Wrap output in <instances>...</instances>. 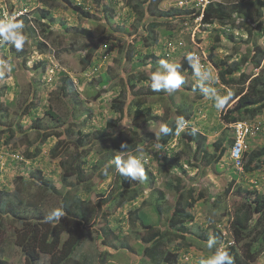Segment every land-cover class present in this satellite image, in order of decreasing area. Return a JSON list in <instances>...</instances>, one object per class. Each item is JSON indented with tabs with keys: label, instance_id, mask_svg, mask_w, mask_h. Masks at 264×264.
I'll use <instances>...</instances> for the list:
<instances>
[{
	"label": "rangeland",
	"instance_id": "1",
	"mask_svg": "<svg viewBox=\"0 0 264 264\" xmlns=\"http://www.w3.org/2000/svg\"><path fill=\"white\" fill-rule=\"evenodd\" d=\"M42 1L0 0V22L7 21L12 17L18 19L20 16H27L28 21H30L29 25L34 30L32 34H29L25 28L23 29V33L28 37L29 42L20 50L7 43L5 44L4 50H7V52L5 51L7 55L5 57L0 56V58L11 65V70L0 69V72H2V75H0V87L4 83H7L10 85V89L2 93L0 100L3 103L8 100L10 102L9 110L12 111L23 101L26 102L25 98L29 96V91H34L33 94L37 95L38 93L40 99L43 98L42 103L39 100L37 114H41L44 108L51 107L56 114L54 124L56 127L64 125L63 121L65 119L69 122L68 113L71 114L73 109L69 106L67 107L65 104L68 101L72 103L73 101H77L83 109L89 108L91 110L84 129L93 130L95 133V128L100 129L104 127L106 119L112 116L113 112L110 103L113 97H117V99L125 102L124 113L126 118L123 122H120L119 127L114 125L108 129L109 135L105 134L101 141L96 144V150L92 151L90 158L95 159L97 155L94 153L100 148L115 146L114 140L117 136H120L123 141L131 139L135 143V146L130 155L138 156L142 159L147 177L143 182L136 181L137 184L133 185L135 188H132L131 193H133V197L135 198L130 205L125 203L123 207H119L115 213H112V217H109L108 225L111 230L116 231L117 237L114 234H109L104 239L99 233L98 227L92 224L89 225L85 232L84 243L77 251L76 261L78 262L80 254L83 253L84 259L87 262L100 264L98 255L104 249H107L110 254L105 257V264H152L149 261L141 260L143 257L142 244L136 236L141 232V229L135 226V223L137 224L138 221L134 220V214L131 215L129 207L139 206L140 209L142 208L139 210V216L149 213L148 215L155 219L152 213L153 207L151 206H154L155 203L160 205L163 209L160 210L159 227L163 228L166 226L168 220L164 209L171 207L177 198V190L168 187L167 184L170 181L175 183L174 180L176 179L174 177L181 175V182L192 188V195L195 196L197 193L201 195L191 208L195 217L194 220L185 223V228L192 233L191 235L185 234L186 238H183L177 234H173V231L172 233L170 231L163 232L164 236H171V239L163 241L164 245L160 246L161 252H169L170 247H173L175 250L178 248L177 251L183 256L179 263L199 264L202 258H208L218 247H223L221 246L220 238H216L217 244L212 249H209L206 244L210 236H215L213 230L219 229L225 240L234 241L232 245L234 247L232 251L234 264H264V232L260 233L256 231L251 236H242L240 241L236 242L232 231L233 205H238L244 201L246 203L245 206L251 208V205L254 203L251 204L250 201L254 197L264 194V175L260 177L256 176L257 178H253L250 172H246L247 175L245 176L239 175L232 167L228 158L229 146L224 152L222 160L216 164L215 168L206 167L200 155H197L195 157L196 160H193L192 154L193 150H195V145H192V147L186 146L181 142L179 143L178 140L181 132L186 127V121H184L183 129L177 131L172 136L168 145L160 147L158 150L156 149L159 127L163 124L159 117L168 112L171 118L178 121L181 117L175 114L173 108L170 109V105L172 101H174V105H179L186 101L185 105L191 104L197 115L192 126L196 131L205 136L206 148L213 153V143L217 139L220 137L223 139L225 135L231 139V133L227 124L223 123L222 125L220 113L228 106H231L235 99L230 96L227 102L218 108L215 101L211 99L212 95L210 92L213 90V93L217 92L220 97H227L229 93L233 94L234 91H237L240 86L233 84L228 88L220 84L217 77V69L211 65L212 62L207 57L208 64L205 69L209 72L212 79L205 81L214 85L210 87L209 93H206L207 97L202 100H192L194 97L193 92L183 91L181 88L171 94L164 91L154 92L149 86L150 82L148 78L143 80L141 84L142 86L144 85L142 95H136L137 98H135L134 104L130 102V95L125 99L126 96L124 95L126 93L119 92L122 90V85L125 83L127 76L133 75L134 77H139L144 75L147 77L153 69L155 71L158 68L159 60L161 59L181 64L182 53H187V48L192 47L193 42L198 43L200 51H203L204 55H208L210 47L215 46L217 47V57H223L224 53L221 43H226L228 41L226 35L232 32L236 36L235 51L238 57L243 54L248 55L253 45H259L264 48V25L262 29L259 28L257 30L254 26L245 24L246 31L238 27L237 22L232 23V28L225 25L220 28H223L225 35L221 37V40H216L217 35L213 31V27L209 26V29L208 27L202 28L200 25L195 26L194 23L186 30L175 28L176 26L172 27L171 22H169V25H162L156 29H151L148 23L149 21L159 20L152 17L153 15L158 17L159 13L152 11L149 14L151 17H146L144 20L142 16H139L144 12L137 10L133 12V5L126 3V0H102L99 4L96 3V0H71L73 1L72 6L76 5L79 9L67 4L64 0ZM173 3L174 0H161V4H164L166 7L172 5V8L175 9ZM244 3L250 4L252 11H257L256 0H247ZM103 5L106 7L105 11L101 10ZM15 8H18V11L13 13V9L15 10ZM41 8L47 9L48 14L52 15V19L46 21L50 26L46 30H43V25L41 23L37 24L35 20ZM180 10L181 13L184 12V10ZM79 11L83 13H79ZM103 14H105V17H102ZM122 15H125V17ZM106 26L108 27L107 29H105ZM249 28H251V32L254 29L253 34H248ZM83 29H87L88 32L82 31ZM153 40H156V42ZM178 40L183 42L184 48L174 46V42ZM37 43L44 47L42 52L35 46ZM90 47L93 48L91 61L92 63L96 62V67L93 69H90L91 67L78 69L84 65V62L80 61V58ZM9 48L15 50V52L20 51V57L9 53ZM183 49L186 50L182 52ZM129 51L132 54L131 59L133 60L127 56ZM40 59L43 61L47 60L43 63L45 69L41 73H39V70L34 72L33 69L31 71L33 63H37ZM22 60L24 61V69H21L20 66ZM137 61L139 64H137ZM62 69L67 72L62 71ZM184 70V66L182 65L180 71L183 73L186 81L182 87L188 86L191 82L197 85L203 84L202 82H198L195 76L190 75ZM63 72L72 79L75 87V94L72 95V92L69 91L68 96H71V98H68L69 100L67 99L65 103L59 97L54 98L56 94H59L56 87L59 85L60 73ZM248 72L252 73L250 78L263 75L264 58L258 68L250 66ZM124 74L127 76L123 78ZM109 85L112 87L110 91L103 92V95L101 94L96 99L93 98L97 87L103 90ZM145 92L146 94H144ZM262 99L264 100V95ZM114 101L116 100L114 99ZM44 102L46 107L43 108ZM139 102L151 109L152 116L144 113L142 116L141 114H137L140 109L137 106ZM12 114L2 120L4 125H6L5 121H13ZM85 115V113L81 116L79 115V119H82ZM253 118L261 123L262 130L256 137L257 140L250 142L247 153L252 149H256L260 142H264V110L256 113ZM144 119L152 120L153 122L146 127H139ZM129 122L131 123L130 125ZM20 123L23 124V128L21 130L18 128L17 130L20 135L21 133L25 135L27 142L21 143L17 146V151H13L12 153H3L8 144H2V149L0 150V160L2 161L0 166V191H4L0 192V197L6 203H9V201L14 203L16 200L15 195L12 194L16 187L15 181L17 176L15 167L11 165L15 163L12 162L13 157L18 154V151L22 152L26 148L31 150L35 146L36 131L30 126L29 118L20 120ZM74 123L72 121L68 125L74 127ZM187 123L189 122L187 121ZM51 128L53 129L54 127L52 126ZM144 134L151 135V137L144 140ZM98 138L100 137L95 138L96 141ZM54 141L55 138H50L45 143H42V150L38 156L27 160V165L29 166L28 173L37 168L41 169L51 181L52 186L63 194L66 183L62 184L59 176L61 174L58 164L59 158L51 160L47 157L48 150L53 146ZM177 149H182L183 153L193 160L192 164L181 160L183 167L179 169V166L176 165V158H174V161L172 160V164H164L161 163V160H158L159 156L168 150L174 152ZM124 153H120L119 157L121 158ZM74 154L75 150L69 156H73ZM130 155L126 153L125 159ZM87 173V177L94 178L95 173L93 169H89ZM249 179L258 180L257 186H252ZM74 180L75 177L72 176L70 181L74 182ZM230 182L231 185L226 193L224 191ZM21 187H26L25 192L33 196V193L37 192L39 186H35L32 182L29 185H22L19 182V188ZM117 188L116 173L111 172L97 186L93 185L89 193L80 195L84 200H87L86 202L92 203L96 207L97 213H99L96 202H100L103 198L105 199L109 191H115ZM56 194L49 192L44 196L46 198L37 203V205L31 207L30 205L25 207L20 206L17 208V211L22 215L24 213L33 216L40 213L49 214L52 210L59 207L60 199L56 197L60 196ZM40 204L42 205L39 206ZM114 218L117 220H114ZM3 225L5 228L0 229V257L4 258L7 264H20L19 250L15 244L14 235L13 233L11 234L14 227L18 224H11L9 223V219H4ZM177 226L179 227V224H172L170 228L173 229ZM254 237H257L258 240L250 246L249 243H251ZM246 255H249V257L246 258ZM40 261L42 264L44 262V264H48L43 256Z\"/></svg>",
	"mask_w": 264,
	"mask_h": 264
},
{
	"label": "trees",
	"instance_id": "2",
	"mask_svg": "<svg viewBox=\"0 0 264 264\" xmlns=\"http://www.w3.org/2000/svg\"><path fill=\"white\" fill-rule=\"evenodd\" d=\"M64 1L71 6L73 4V1L71 0ZM101 1L102 0H96V3L99 4ZM246 1L247 0H208L207 5L201 12V27H208V29L210 28L209 26L213 27V31L217 35L216 40H221V37L225 35L223 28L220 29L222 26L226 25L232 28V23L235 22H237L238 27L242 28L243 31L247 30H245V24L254 26L257 30L259 28L262 29L264 25V0H256L257 11H252L251 5L244 3ZM40 2L43 1L40 0ZM126 3H131L133 5V12L136 10L140 12L143 11L144 13L139 16H142L144 20L146 17H151L149 14L152 11H157V13H159L158 17L154 15L152 16L153 18H158L159 20L149 21L148 26L151 29H156L162 25H169V22H171L172 27L176 26L175 28L180 29L184 26V21H191L190 19L200 15L199 10L189 7L182 8L175 6L176 0H174L173 3L175 9L172 8V5L166 7L164 4H161V0H126ZM73 6L78 8L76 5ZM180 9L184 10V12L181 13ZM101 10L105 11L106 7L103 5ZM17 11L18 8H15V10L13 9V13ZM79 13L83 12L79 11ZM122 16L125 17V15ZM102 17H105V14H103ZM254 17L256 18L255 20ZM18 19L24 22L25 30L29 34H32L34 30L30 27V21H28L27 16H20ZM50 19H52V15L48 14L47 9L41 8L39 9L38 17H36L35 20L37 24L41 23V25H43V30H46L47 28H50L46 22ZM107 28L108 27L106 26L105 29ZM82 31L88 32L87 29H83ZM253 31L254 29L251 32V28H249L247 32L248 34H253ZM226 37L228 41H226V43H221V48L224 53L223 57H217V47L215 46L210 47L207 55L208 59L212 62L211 65L217 69V77L222 85L227 86L228 88L233 84H238L240 86L237 91H234L233 94H231L232 98L235 99L233 100L231 98L234 101L232 105L228 106L220 113L222 125L223 123L229 124L238 119H251L256 113L264 110V100L262 99V96L264 95V74L250 78L252 73L248 72V68L250 66L253 68H258L260 66V63L264 58V48L259 45H253L250 50L251 52L248 55L243 54L238 57L235 51L236 36L232 32H229ZM153 41L156 42V40ZM5 44L6 43H0V56L4 57L7 55L5 53L7 50H4ZM35 46L41 50V52L44 50V47L39 43ZM192 48L193 47L187 48L188 52L182 53L181 64L184 66V71H187V73L196 77L195 69L186 59V56ZM185 50L183 49L182 52ZM92 51L93 48L90 47L89 50L82 55L80 61L84 62V65L78 69H85L88 67L93 69L96 67V62L92 63L91 61ZM8 52L16 54L18 57L21 55L20 51L15 52V50H11L10 48L8 49ZM127 56H129V59L132 58L130 51ZM0 61H2L1 58ZM45 61L47 60L45 59ZM45 61L40 59L37 63H33L31 71L34 69V72L39 70V73H41L45 69L43 65ZM137 64H139L138 61ZM20 66L21 69H24L23 60L21 61ZM62 71L67 72L64 69H62ZM64 72L60 73L61 77L59 78V85L56 87L59 94H56L54 97L55 99L58 97L59 99L61 98L63 103L67 102L68 98H71V96H68L69 91L72 92V95L75 94V87L72 83V79ZM152 72H154V69ZM150 75L151 74L147 75V77L144 75L134 77L133 75L127 76L124 74L123 78L126 76L127 78L125 83L122 85V90L119 92L126 93V95H124L126 96L125 99L128 95H130V102L133 103L135 98H137L136 95H142V88L144 85L142 86L141 84L143 80H146L147 78L149 79ZM31 83H33V81H31ZM202 83L203 84L200 83L197 85L191 82L186 87L181 86V90L193 92L194 97L192 100H202L207 97L206 93H209L211 90L210 87L214 85L207 81H203ZM9 89L10 85L7 83L1 85L0 97L2 96V93H5ZM111 89V85L103 90L100 87H97L93 98L96 99L103 92L106 93ZM33 93L34 91H29V96L25 98L26 102L23 101L15 110L12 111L9 110L10 102L8 100L5 101L6 104L0 100V150L2 149V144H8V147L3 151V153H12L13 151H17L16 148L21 143L27 142L25 135L22 133L20 135L17 129L19 128L21 130V128H23V124L20 123V120L29 118L30 126L36 131L35 146L31 150L26 148L22 152L18 151L21 159L17 160L14 156L12 162L15 163L11 165L21 171L20 175L16 177L17 183L20 181H22V183L32 182V184L39 187L37 192L35 194L33 193V196L27 194L22 197H17L16 205L22 207L28 205H30V207L35 206L37 203H40L46 198L44 196L47 193L54 192L60 196L56 198L60 199L59 207L61 205L64 206L65 216L60 218L59 223L54 226L51 223L45 222L44 218L48 214L40 213L36 216L28 215V213H24L23 215L20 213L18 214L16 212L17 208L15 205H5L2 202V207L0 206V229H3V227L5 228L3 225L4 219H9V223L11 224H18L14 227L11 234L13 233L15 244L19 250L20 264H42L40 261L42 256L46 259L48 264H91L84 259L83 253L80 254L78 262L76 261L77 251L82 247L86 237V229L92 224L98 227L99 233L104 239L109 234H114L115 237H117L116 231L111 230L108 225L109 217H112V213H115L119 207H123L125 203L130 205L135 198L131 192L132 188H135L133 185L135 186L137 182L121 175L114 162L115 159L119 157L120 153L127 151L126 153L130 155L133 147L135 146V143H133L131 139L123 141L120 136H117L114 140L115 146L100 148L94 153L97 155L95 159L90 158L92 151L96 150V144L101 141L105 134L109 135L108 129L112 128L114 125L119 127L120 122H123L126 118L124 113L125 102L117 99V97H113L110 103L113 112L112 116L106 119L104 127H101L100 129L95 128L94 133L93 130L84 129L88 121V117L91 114V110L89 108L83 109L79 102L73 101L72 103L68 101V105H65L73 109L71 114L68 113L69 122L65 119L63 121L64 125L56 127L54 125L56 114L51 107L44 108L46 107L45 102L43 104L44 109L41 114H37V110H39V100H41L42 103L43 98L40 99L38 93L37 95ZM144 94H146V92ZM210 94L212 96L215 95L213 90ZM147 95L149 96L148 93ZM171 98L173 99L172 95ZM114 99L116 101H114ZM185 104L186 101L179 105H174V101H172L170 105V109L173 108V111L178 117H181L184 121L189 122L178 137L179 143L181 142L182 144L191 147L192 145H195V150H193L192 154L193 160H196L195 157L200 155L204 160L206 167L215 168L216 164L222 160L224 152L231 143V139H229L227 135H225L223 139L220 137L213 143L214 152H210L205 145V136L196 131L192 126V123L197 117L195 109H193L191 104ZM137 106L140 107L137 112L138 115L141 114L142 116L144 113L152 116L151 109L145 107L141 102L137 103ZM129 109H131V107H129ZM77 113L80 116L84 113L86 115L82 119H79V115ZM11 114L13 121H5L6 125H4L2 120ZM114 114L116 115L114 116ZM159 118L162 120L163 124L166 123L172 129V132L165 136H162L159 133V137L157 139L158 145L164 147L168 145L172 136L177 133L178 121L171 118L168 112H165ZM57 119L60 120L58 117ZM72 121L75 122L74 127L68 125ZM151 122L153 121L144 119L139 127H146ZM130 124L131 123L129 122V125ZM52 126L54 127L53 129L51 128ZM98 136L100 138L96 141L95 138ZM150 137L151 135L144 134L143 139L147 140ZM50 138H55V141L53 146L49 148L47 157L51 160L59 158L58 164L61 169V174L59 176L62 184L66 183L64 185L66 188L63 194L58 192V189L52 186L51 181L46 177L45 173L41 169L37 168L34 171H31V173H28L29 166L27 165V160L36 158L42 150V143H45ZM123 144L125 145L122 148L121 146ZM74 150L75 154L73 156H69V154ZM183 152L184 151L182 149H177L174 152L172 150H168L166 153L159 156L158 160H161V163L164 164H172V160L174 161V158H176V165L179 166V168L183 167L182 161L192 164L193 160L186 156ZM247 152L248 151L244 153V170L246 172H252L259 169L264 162V143H262L260 147L252 149L249 153ZM126 153L122 154L121 158L125 159ZM15 164L16 166H14ZM89 169H93L95 173V176L92 179L91 177H87ZM105 169H107V174H105ZM111 172L116 173L118 188L115 191H109L105 199L103 198L100 202H96V206L99 210V213H97L96 207L92 203L86 202L87 200H84L80 194L89 193L93 185L97 186ZM72 176L75 177L74 182L70 181ZM174 178L176 179L174 180L175 183L170 181L167 185L168 187L177 190V198L171 207L164 209L168 217L166 226L163 228L159 227V215L160 210L163 209V207L161 208L160 205L156 203L154 206H151L153 207L152 213L155 219L149 216V213L139 216V210L142 209H140L139 206L133 208L129 207L130 211L128 210L131 215L134 214V220L138 221L137 224L135 223V226H138L141 229V232L136 235L142 244L143 257L141 260L149 261L152 264H190L188 262L179 263L183 256L179 254V251H177L178 248L175 250L173 247H170L171 249L169 248V252H161L160 250V246L164 245L163 241L171 239V236L169 237L163 235L166 231H170V233L173 231V234H177L183 238H186L185 234L191 235L192 232L185 228V223L194 220L195 217L191 208L201 196L200 193H197L195 196L192 195V188L181 182V175H177V177ZM230 185L231 182L229 183V186L226 187L224 192H228ZM16 188L17 191L15 195L19 192V188ZM250 203H254L251 205V208L245 206L246 203L244 201L238 205H233L232 207L234 212V216L232 215V231L235 235L234 238L236 239V242L240 241L242 236H251L256 231H259L260 233L264 232V194L259 197H254ZM41 205L42 204L39 206ZM114 220L117 219L114 218ZM172 224H179V227L177 226L172 229L170 228ZM175 229H177V231H175ZM213 233L217 239L220 238V240H223L224 237L219 229L213 230ZM197 237L201 238L199 236ZM257 240L258 238L254 237L251 240V243H249L250 246ZM226 249L232 256L234 247L231 245L227 246ZM108 254H110V252L107 249H104L103 252L98 255L100 264H105V257ZM248 257L249 255H246V258ZM0 264H7V261L0 257Z\"/></svg>",
	"mask_w": 264,
	"mask_h": 264
},
{
	"label": "clouds",
	"instance_id": "3",
	"mask_svg": "<svg viewBox=\"0 0 264 264\" xmlns=\"http://www.w3.org/2000/svg\"><path fill=\"white\" fill-rule=\"evenodd\" d=\"M23 29H24V22L22 20L16 19L15 17H12L7 21L0 22V43H7L9 45H12L17 50L22 49L24 45L29 42L28 37L23 33ZM186 59L195 69V75L197 77L198 82H203L205 80L212 79L209 72L199 64L198 59L193 54H188L186 56ZM181 67L182 65L180 63L171 62L165 59L159 60L158 68L156 69V71L151 73L149 78L150 88L154 92L164 91L167 92L168 94H171L176 90L180 89L181 86L186 82L183 73L180 71ZM0 69H7L10 71L11 65H9L6 61H0ZM0 75H2V72H0ZM230 96L231 93H229L227 97H220L216 92L215 95L211 97V99H213L215 101L216 106L220 108L227 102V99H229ZM184 123L185 122L183 118H180L178 120L177 131L183 129ZM170 132H172V129L166 123L160 125L159 127L160 135L165 136L168 135ZM121 147L123 148L124 145H122ZM160 147L162 146L157 145L156 149L158 150ZM17 155H18L17 160L21 159L19 153ZM1 162L2 161H0V166H1ZM114 162L116 164L119 173L129 178L130 180L143 182L144 180L147 179L144 170L143 161L138 156L130 155L127 157V159L117 157ZM15 171L17 172V176L20 175L21 172L20 170L15 168ZM105 174H107V169H105ZM20 183L22 185H29V183H22V181H20ZM15 186L19 188V183H17L16 181H15ZM16 187L14 188V191L12 193L13 195H15L17 191ZM25 189L26 187L19 188L18 194L15 195L16 200L14 201V203H11L12 201L6 203V201L0 197V206L2 207V202H3L5 205H15L16 208H19L20 206L16 205L17 197H22L27 195ZM16 212L18 213V211ZM64 216H65L64 206L61 205L60 207H57L54 210H52L44 219L45 222L51 223L55 226L59 223L60 218ZM223 240L226 241L224 238ZM223 240H220L221 246L223 247H218L216 251L208 258H202L199 261V264H234L233 257L226 249L227 246L233 245L234 241H232L233 243L231 245L225 246L224 245L225 242ZM206 244L209 249H212L214 245L217 244L216 237L210 236Z\"/></svg>",
	"mask_w": 264,
	"mask_h": 264
},
{
	"label": "built area",
	"instance_id": "4",
	"mask_svg": "<svg viewBox=\"0 0 264 264\" xmlns=\"http://www.w3.org/2000/svg\"><path fill=\"white\" fill-rule=\"evenodd\" d=\"M208 0H176V5L182 8H192L200 11V15L196 16L191 20H186L183 22V30L191 27V24L194 23L195 26L200 25L201 12L207 5ZM174 46L178 48H184L183 42L178 40L174 42ZM193 48L189 51V54H193L197 59L199 64L205 69L208 64L207 55H204L203 51H200V46L197 42H193ZM186 122V126H187ZM230 133H231V143L229 144V154L228 158L231 162L232 167L235 171L241 175L245 176L246 171L243 168L245 159L244 153L248 151L250 142L255 139L260 131L262 130V125L256 119H238L229 124H227ZM175 145V144H174ZM16 159L18 155H15ZM249 182L252 186H257L256 180L249 179ZM233 242L229 239H226L224 245H231Z\"/></svg>",
	"mask_w": 264,
	"mask_h": 264
},
{
	"label": "crops",
	"instance_id": "5",
	"mask_svg": "<svg viewBox=\"0 0 264 264\" xmlns=\"http://www.w3.org/2000/svg\"><path fill=\"white\" fill-rule=\"evenodd\" d=\"M221 84V83H220ZM221 110V109H220ZM252 119H254V118H252ZM257 140V138H255V139H253L252 141L254 142V141H256ZM251 141V142H252ZM264 143V142H263ZM262 143L260 142L257 146L258 147H260V145H261ZM252 147V146H251ZM179 169H181V168H179ZM252 175H253V178H257L258 176L260 177V176H262V175H264V162L262 163V165H261V167L259 168V169H256V170H254V171H252V172H250ZM257 176V177H256ZM257 181V183H258V180H256ZM262 183V182H261ZM260 183V184H261Z\"/></svg>",
	"mask_w": 264,
	"mask_h": 264
}]
</instances>
